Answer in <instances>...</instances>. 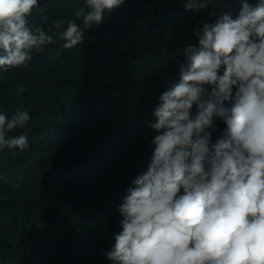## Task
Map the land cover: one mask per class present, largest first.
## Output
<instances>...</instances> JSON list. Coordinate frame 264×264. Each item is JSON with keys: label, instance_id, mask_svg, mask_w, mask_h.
Returning <instances> with one entry per match:
<instances>
[{"label": "trees", "instance_id": "trees-1", "mask_svg": "<svg viewBox=\"0 0 264 264\" xmlns=\"http://www.w3.org/2000/svg\"><path fill=\"white\" fill-rule=\"evenodd\" d=\"M38 4L30 27H83L75 12L85 0ZM224 4L215 11L235 18L239 0ZM212 19L183 0H125L83 43L65 49L57 37L26 66L0 69V114L31 117L10 133L26 135L28 149L0 150V264H113L103 252L121 230L126 189L151 158V109L178 79L183 47L197 43L193 29ZM216 126L213 142L225 127Z\"/></svg>", "mask_w": 264, "mask_h": 264}, {"label": "clouds", "instance_id": "clouds-1", "mask_svg": "<svg viewBox=\"0 0 264 264\" xmlns=\"http://www.w3.org/2000/svg\"><path fill=\"white\" fill-rule=\"evenodd\" d=\"M124 3L85 0L75 12L83 27L54 20L62 30L45 31L28 23L38 0H0V69L26 66L57 37L65 49L83 43ZM221 4L183 0L213 19L193 29L197 43L183 47L178 79L151 109V158L126 189L121 230L103 252L113 264H264V0H239L235 18L215 11ZM30 119L20 109L0 114V150L28 149L26 135L10 133ZM217 120L225 127L213 142Z\"/></svg>", "mask_w": 264, "mask_h": 264}]
</instances>
